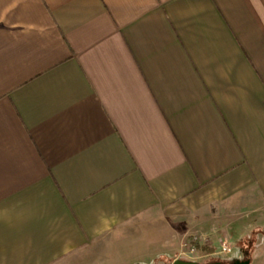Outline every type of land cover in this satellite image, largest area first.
I'll list each match as a JSON object with an SVG mask.
<instances>
[{"label":"crops","instance_id":"crops-1","mask_svg":"<svg viewBox=\"0 0 264 264\" xmlns=\"http://www.w3.org/2000/svg\"><path fill=\"white\" fill-rule=\"evenodd\" d=\"M256 202L264 0H0V264L174 261Z\"/></svg>","mask_w":264,"mask_h":264},{"label":"rangeland","instance_id":"rangeland-1","mask_svg":"<svg viewBox=\"0 0 264 264\" xmlns=\"http://www.w3.org/2000/svg\"><path fill=\"white\" fill-rule=\"evenodd\" d=\"M256 207H263L262 209H264V204L256 202V204L252 205H238L228 214L229 218H233L240 213H244V211ZM247 231L245 236L238 241L234 238L232 239L225 232H221L217 240L197 234H190L181 241L179 250L176 253V259L200 263L221 262L222 264H234L237 260L248 259L250 260V264H264V226L256 222ZM193 237H197L198 240L195 244V251L191 252L184 244L188 242L189 238ZM224 246L229 247L230 251L225 252L223 250ZM136 257L139 258V256ZM169 257L158 256L159 259L150 264H172L173 260L168 259ZM139 261H146L145 256H142L141 259L139 258Z\"/></svg>","mask_w":264,"mask_h":264},{"label":"water","instance_id":"water-1","mask_svg":"<svg viewBox=\"0 0 264 264\" xmlns=\"http://www.w3.org/2000/svg\"><path fill=\"white\" fill-rule=\"evenodd\" d=\"M172 264H222L221 262H213V263H200L196 261H186L182 259H176L173 261ZM234 264H250V260H237L234 262Z\"/></svg>","mask_w":264,"mask_h":264},{"label":"built area","instance_id":"built-area-1","mask_svg":"<svg viewBox=\"0 0 264 264\" xmlns=\"http://www.w3.org/2000/svg\"><path fill=\"white\" fill-rule=\"evenodd\" d=\"M198 238L197 237H193V238H189L188 242L184 244V246H186L187 248H189V250L191 252H194L195 251V244L197 242ZM223 250L225 252H229L230 251V248L227 247V246H224L223 247Z\"/></svg>","mask_w":264,"mask_h":264}]
</instances>
